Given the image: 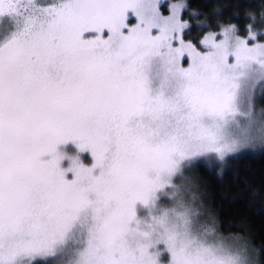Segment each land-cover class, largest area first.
Listing matches in <instances>:
<instances>
[{"label": "snow or ice", "instance_id": "obj_1", "mask_svg": "<svg viewBox=\"0 0 264 264\" xmlns=\"http://www.w3.org/2000/svg\"><path fill=\"white\" fill-rule=\"evenodd\" d=\"M248 7L0 0V264H259L192 177L264 148Z\"/></svg>", "mask_w": 264, "mask_h": 264}, {"label": "trees", "instance_id": "obj_2", "mask_svg": "<svg viewBox=\"0 0 264 264\" xmlns=\"http://www.w3.org/2000/svg\"><path fill=\"white\" fill-rule=\"evenodd\" d=\"M189 2L191 11L203 14L200 20L214 16L215 19L209 18L208 23L215 24L233 18L232 22L239 25L245 21L234 19L237 9L242 16L244 12L254 11L248 6L260 0ZM195 170L207 205L216 217L220 234L246 237L259 264H264V148L246 149L230 156L222 172L215 163L211 168L200 164Z\"/></svg>", "mask_w": 264, "mask_h": 264}, {"label": "rangeland", "instance_id": "obj_3", "mask_svg": "<svg viewBox=\"0 0 264 264\" xmlns=\"http://www.w3.org/2000/svg\"><path fill=\"white\" fill-rule=\"evenodd\" d=\"M261 108H264V101H260L258 100L257 102V110L259 111ZM246 150V149H245ZM244 151V150H242ZM196 169V168H195ZM193 170V173H192V177H193V180L199 185V188H200V192H201V195L203 197V199L207 202V200L204 198V195H203V191L204 189L201 187L202 186V183L198 180V172H196V170ZM208 206V205H207ZM209 207V206H208ZM209 210L211 211V209L209 208ZM212 212V211H211ZM213 214V212H212ZM221 235H224V236H235V235H225V234H221Z\"/></svg>", "mask_w": 264, "mask_h": 264}]
</instances>
